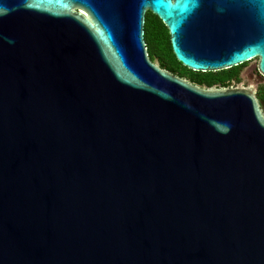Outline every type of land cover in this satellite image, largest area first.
I'll list each match as a JSON object with an SVG mask.
<instances>
[{
    "label": "water",
    "instance_id": "water-1",
    "mask_svg": "<svg viewBox=\"0 0 264 264\" xmlns=\"http://www.w3.org/2000/svg\"><path fill=\"white\" fill-rule=\"evenodd\" d=\"M0 264H264V114L198 73L257 59L264 0H0Z\"/></svg>",
    "mask_w": 264,
    "mask_h": 264
},
{
    "label": "trees",
    "instance_id": "trees-1",
    "mask_svg": "<svg viewBox=\"0 0 264 264\" xmlns=\"http://www.w3.org/2000/svg\"><path fill=\"white\" fill-rule=\"evenodd\" d=\"M144 39L152 62L196 86L207 89L212 87L225 88L229 86L230 81L236 77L238 72L239 67L210 73L192 72L183 67L177 62L172 52L167 27L157 16L150 12L145 15Z\"/></svg>",
    "mask_w": 264,
    "mask_h": 264
},
{
    "label": "flooded vegetation",
    "instance_id": "flooded-vegetation-1",
    "mask_svg": "<svg viewBox=\"0 0 264 264\" xmlns=\"http://www.w3.org/2000/svg\"><path fill=\"white\" fill-rule=\"evenodd\" d=\"M252 61H255V64L251 69H248L246 71H243V69L248 67V64L251 61L237 66L239 67V69L236 77L232 78L229 86L225 88H235L238 85H241L243 88L252 91L257 97L260 108L264 114V77H262L257 71V59H254ZM243 76H245V81H243L242 79Z\"/></svg>",
    "mask_w": 264,
    "mask_h": 264
},
{
    "label": "rangeland",
    "instance_id": "rangeland-1",
    "mask_svg": "<svg viewBox=\"0 0 264 264\" xmlns=\"http://www.w3.org/2000/svg\"><path fill=\"white\" fill-rule=\"evenodd\" d=\"M255 64V61H251L249 64H248V67L244 68L243 71H246L248 69H251L252 66ZM243 81H245V76L242 77Z\"/></svg>",
    "mask_w": 264,
    "mask_h": 264
},
{
    "label": "snow or ice",
    "instance_id": "snow-or-ice-1",
    "mask_svg": "<svg viewBox=\"0 0 264 264\" xmlns=\"http://www.w3.org/2000/svg\"><path fill=\"white\" fill-rule=\"evenodd\" d=\"M0 11H2V10H0Z\"/></svg>",
    "mask_w": 264,
    "mask_h": 264
}]
</instances>
